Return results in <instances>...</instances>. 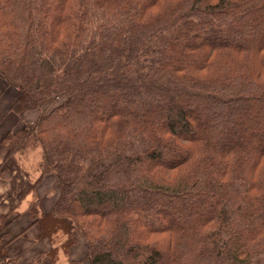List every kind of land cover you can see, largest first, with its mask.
I'll use <instances>...</instances> for the list:
<instances>
[{
    "label": "trees",
    "instance_id": "16d2710c",
    "mask_svg": "<svg viewBox=\"0 0 264 264\" xmlns=\"http://www.w3.org/2000/svg\"><path fill=\"white\" fill-rule=\"evenodd\" d=\"M0 77L18 114L62 97L2 140L60 186L51 247L1 214L0 264H264V0H0Z\"/></svg>",
    "mask_w": 264,
    "mask_h": 264
},
{
    "label": "crops",
    "instance_id": "0c3cea01",
    "mask_svg": "<svg viewBox=\"0 0 264 264\" xmlns=\"http://www.w3.org/2000/svg\"><path fill=\"white\" fill-rule=\"evenodd\" d=\"M6 93H9L6 96ZM5 94V95H4ZM18 99V91L16 88L9 86L4 79L0 77V171L8 172L5 175L0 173V215L10 213L12 222L7 226L6 230L12 235L16 236L9 245L17 244V240L24 237L28 232L35 234L37 225L33 224L31 215L29 214L30 204L37 198H41L44 210L49 211L53 208L54 204L45 203L43 200L57 195V189L60 188L53 174H45L43 179L37 184L35 190L32 189V184L35 183L40 176V171L36 169H23V166L28 164L27 157L24 159L23 154L16 153L14 156L8 155V150L2 145L3 138L9 131H16L25 127L28 123H33L39 117L34 118L33 111L18 114L14 111ZM40 152V150L38 149ZM31 159L38 161V153H33ZM24 159V163L22 161ZM52 188L56 191L52 192ZM53 193L51 196L46 197V192ZM18 227L21 231L16 233ZM27 229V230H24ZM34 246L28 250L19 245L21 249L20 260H24L25 256H31L34 259L43 252L50 249L51 244L48 240L37 241L33 240ZM8 245V246H9ZM73 248V247H72ZM72 250V249H71ZM79 254H70L72 260H77ZM25 261V260H24Z\"/></svg>",
    "mask_w": 264,
    "mask_h": 264
},
{
    "label": "rangeland",
    "instance_id": "374dc122",
    "mask_svg": "<svg viewBox=\"0 0 264 264\" xmlns=\"http://www.w3.org/2000/svg\"><path fill=\"white\" fill-rule=\"evenodd\" d=\"M17 91H18V97H19V90H17ZM8 95H9V93H6V96H8ZM61 100H62V97L61 98H58V99L57 98H53L49 103H47L46 105H44L40 109L35 110L33 112L34 113L33 114L34 118H37V115L39 116L40 114L47 113L56 104H58L59 102H61ZM28 124H30V123H28ZM38 149L39 148H35L33 150L31 149L27 155L26 154L23 155L24 159H26V157H27V163H28V164H26V165L23 166V169H28V170L29 169H36L38 161L37 160L35 161V160L31 159V157L33 158V156H31V155L33 153H38V158H39L40 153H39ZM24 159L22 158V161ZM23 163H24V161H23ZM0 173H1L2 176L5 175L6 173L8 174V172H5L4 169H3V171H0ZM55 191L56 190L54 188H52V192L55 193ZM53 193H50V191H48V192H46L45 196L46 197H49ZM59 194H60V188L57 189V195H55V197H53V195H54L53 194L52 197H50L48 199H44L43 201L45 203L55 204V202L57 201V199L59 197ZM18 226L19 225L17 224L16 233L19 232V231H21V229ZM24 230H27V229H24ZM33 238H34V234L31 233V232L30 233L28 232V234H26L24 237H21L19 240H17L16 243H17L18 247L22 243L23 244V247L25 249H27V253H28V250H30L34 246V244H32V242L35 239H33ZM20 251H21V249H20ZM74 253L79 254L78 258H76V259L77 260H80V262H82L81 264H89V260H88V257H87L88 248H87V244H86V242H85V240L83 239L82 236L79 238V241L73 246V248H72V250L70 252V254H74ZM30 258H31V256H25V258H24L25 261L22 260V262H27V261L32 260ZM70 261H74V260H72V257L65 256V255H61L60 256V262H59V264H69Z\"/></svg>",
    "mask_w": 264,
    "mask_h": 264
}]
</instances>
